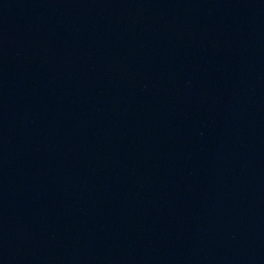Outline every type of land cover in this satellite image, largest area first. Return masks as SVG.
<instances>
[{
    "label": "water",
    "instance_id": "1",
    "mask_svg": "<svg viewBox=\"0 0 264 264\" xmlns=\"http://www.w3.org/2000/svg\"><path fill=\"white\" fill-rule=\"evenodd\" d=\"M0 264H264V0H0Z\"/></svg>",
    "mask_w": 264,
    "mask_h": 264
}]
</instances>
